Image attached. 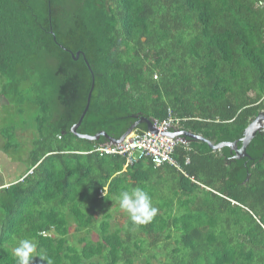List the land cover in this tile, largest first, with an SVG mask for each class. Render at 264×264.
I'll return each mask as SVG.
<instances>
[{"label":"trees","instance_id":"trees-1","mask_svg":"<svg viewBox=\"0 0 264 264\" xmlns=\"http://www.w3.org/2000/svg\"><path fill=\"white\" fill-rule=\"evenodd\" d=\"M59 44L94 76L79 134L118 139L170 109L181 130L240 146L264 110V0H0L2 95L34 109L36 132L30 168L0 188V264L21 238L30 264H264V131L240 159L178 146L188 176L88 153L108 142L71 132L92 75ZM134 187L157 208L143 224L109 207Z\"/></svg>","mask_w":264,"mask_h":264},{"label":"built area","instance_id":"built-area-1","mask_svg":"<svg viewBox=\"0 0 264 264\" xmlns=\"http://www.w3.org/2000/svg\"><path fill=\"white\" fill-rule=\"evenodd\" d=\"M157 79V75L154 76ZM180 119L176 118L172 110L168 109L167 116L163 120L154 119L153 126L157 130L135 129L122 142H107L100 144L90 152H97L102 155H120L125 158V168L133 165L140 158H148L154 166L158 167L164 164L173 166L183 175L188 176L183 167L174 158L175 149L178 146L189 148V140L182 136L171 137L170 132L181 130L178 127ZM189 158H186L185 164H188ZM31 173V171H29Z\"/></svg>","mask_w":264,"mask_h":264},{"label":"water","instance_id":"water-1","mask_svg":"<svg viewBox=\"0 0 264 264\" xmlns=\"http://www.w3.org/2000/svg\"><path fill=\"white\" fill-rule=\"evenodd\" d=\"M51 33L53 34V32H51ZM54 41H56L55 37H54ZM59 46L61 48H63L64 50L70 52L73 60H78L80 55H82L84 60H85L86 65L89 68L91 75H92V84L90 85L91 88H90L88 95H87L86 106H85L78 122L71 127L72 134L76 135L79 138L87 139L89 141H97L101 137H104V138H106V141L113 142L116 144V143L122 142V140H124L129 134H131L137 128V126L139 124H142V123L146 124L147 130H150L152 132L157 131L153 126V122H152L153 120H151L147 117L141 116V117H138L137 121L134 122L128 128V130L118 139L109 136L105 131H100V132H98L92 136L91 135H85V134H79L77 132V129L80 126V124L82 123V120H83L84 116L86 115L88 108H89V105H90L91 95H92V91H93V87H94L93 86L94 85V76H93V73L90 69V65L87 62L83 52L77 51L74 54L69 49L62 46L61 44H59ZM261 131H264V110L260 111L259 114L254 119H252L251 122L249 123V125L245 128L243 136L241 137V139H239V141L241 142L240 146L238 145V141L220 142L218 144H213L211 141L205 139L201 135L193 134L192 132L186 131V130H179L176 132H170V133H168V135L171 137L182 136V137L187 138L189 141L190 140H193V141H200L201 140V142L208 144V146L213 150H219L223 147H228L230 149V151L233 153L234 158L240 159V158H244V157L248 156V154L246 152L247 146L249 145L251 140L254 139L255 135ZM247 180H248V178H246L245 182Z\"/></svg>","mask_w":264,"mask_h":264},{"label":"rangeland","instance_id":"rangeland-1","mask_svg":"<svg viewBox=\"0 0 264 264\" xmlns=\"http://www.w3.org/2000/svg\"><path fill=\"white\" fill-rule=\"evenodd\" d=\"M25 92L28 93L27 90ZM0 101V125L2 130L11 134V143L17 145L12 160L18 162L16 173H22V169L25 167L29 169L31 165L29 151L32 147L30 142L36 136L33 120L35 111L28 104L21 106L20 103L16 102L17 99H6L2 96V100L0 97ZM3 169L4 166L1 167V171ZM109 207L111 208V213L120 222H123L127 218L126 211L122 210L119 205H114L113 207L110 205Z\"/></svg>","mask_w":264,"mask_h":264},{"label":"clouds","instance_id":"clouds-1","mask_svg":"<svg viewBox=\"0 0 264 264\" xmlns=\"http://www.w3.org/2000/svg\"><path fill=\"white\" fill-rule=\"evenodd\" d=\"M119 206L126 211L134 224H143L150 221L157 213V208L152 205L151 198L147 192L140 187L131 190H123L119 194ZM36 251V245L28 238H21L13 249V256L17 264H30ZM47 264H52L51 260Z\"/></svg>","mask_w":264,"mask_h":264},{"label":"crops","instance_id":"crops-1","mask_svg":"<svg viewBox=\"0 0 264 264\" xmlns=\"http://www.w3.org/2000/svg\"><path fill=\"white\" fill-rule=\"evenodd\" d=\"M2 80L0 78V97L2 100ZM4 97V96H3ZM1 106V101H0ZM11 134L2 130L0 125V188L7 187L13 183H15L18 179H20L24 173L28 170L27 167L22 169V173H16L17 163L12 160V156L15 154L16 144L11 143ZM31 150V149H30ZM13 152V153H12ZM30 152V151H29ZM22 164V163H20ZM4 166L3 171H1V167Z\"/></svg>","mask_w":264,"mask_h":264}]
</instances>
